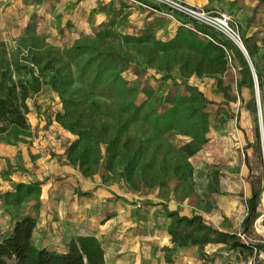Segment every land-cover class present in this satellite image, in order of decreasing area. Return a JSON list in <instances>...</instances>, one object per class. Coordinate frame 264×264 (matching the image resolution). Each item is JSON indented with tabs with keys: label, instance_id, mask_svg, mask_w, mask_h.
<instances>
[{
	"label": "rangeland",
	"instance_id": "374dc122",
	"mask_svg": "<svg viewBox=\"0 0 264 264\" xmlns=\"http://www.w3.org/2000/svg\"><path fill=\"white\" fill-rule=\"evenodd\" d=\"M199 1L207 3L200 7L233 15L232 26L253 68L226 33H218L233 55L225 68L210 59L212 52L205 56L183 35L163 48L162 43L190 30L172 19L141 13L126 0H0V81L31 82L34 74L39 86V91H29L26 128L0 120V226L10 228L17 218L37 212L43 192L6 196L17 183L39 181L41 191L51 182L46 214L62 217L58 231L71 230L67 219L98 232L105 264H264V3L254 13L258 0ZM191 32L204 42L211 40L205 32ZM75 44H90L94 51L64 53ZM88 59L91 67L84 65ZM99 60L104 85L91 90L88 83ZM54 72L72 75L65 93L74 101L69 109L97 128L107 127L102 130L106 138L112 139L113 126L131 116L128 101L140 108L119 145L111 147L112 160L102 143L88 175L67 157L77 136L55 120L63 105L50 84ZM115 74L121 81L111 79ZM196 90L209 101V131L207 142L187 158L192 176L180 181L172 168L176 149L191 140L179 129L145 143L142 159L129 174L132 151L153 136L151 116L177 104L178 94ZM48 135L59 139L39 152L44 157L49 153L53 169L44 167L47 158L36 163L33 148V137ZM13 136H23L25 143L9 157L7 139ZM3 159L14 164L7 167ZM27 160L35 165L26 167ZM64 165L65 170L59 168ZM248 203L255 213L244 222ZM172 212L201 217L240 245H177L167 232ZM185 230L201 234L191 226ZM257 246H262L259 253Z\"/></svg>",
	"mask_w": 264,
	"mask_h": 264
},
{
	"label": "trees",
	"instance_id": "16d2710c",
	"mask_svg": "<svg viewBox=\"0 0 264 264\" xmlns=\"http://www.w3.org/2000/svg\"><path fill=\"white\" fill-rule=\"evenodd\" d=\"M264 3V0H258L255 5L254 13ZM186 29V28H184ZM190 30V29H189ZM200 31L211 35L213 40L203 41L193 32H179L177 36L165 43L163 48L175 45L183 35L185 39L190 40L189 45L199 48L201 52L208 56L213 53L210 59L219 61L221 66L225 68L227 61L233 60V55L229 50L228 43L222 40L218 33L210 32L204 27L199 28ZM188 43V42H187ZM243 53L249 60L251 68H253L250 60L248 49L242 44ZM94 47L90 44H75L64 50L66 54L83 56L92 54ZM85 66L91 67L90 59L86 60ZM101 60L96 67L92 68L93 76L88 83L91 90H95L101 84L104 85L103 72L99 68ZM254 73V72H253ZM258 74V72H257ZM111 79L121 81L118 74ZM259 83L260 79L258 78ZM36 75H32L31 82H10L4 78L0 81V120H6L9 124L26 128V113L29 111L27 99L30 97L29 91H39ZM73 83L70 73H63L58 76L57 72L50 78V84L62 100L63 111L56 112L55 120L58 121L66 130L74 133L77 138L70 142L67 149V157L69 161L79 166L82 173L88 175L92 172L94 164L101 156V144L106 143L110 153V159L114 157L112 146H117L121 142L123 136L127 133L133 120L140 116V108L133 102L128 101L126 107L133 109L130 117L124 121L115 124L112 128L113 138L104 137L102 130L108 131L103 124L101 128H97L94 122L85 120L82 114L69 109L74 102L70 98L65 97L66 90ZM261 85V84H260ZM209 101L199 90L190 94H178L177 104L166 107L163 111L157 112L151 116V127L153 128V136H149L143 140L132 151L131 158L127 164V171L132 174L138 166L143 156L144 144L153 142L158 135L164 134L171 129H179L181 134L191 138L179 149H176L177 157L172 160V168L178 180H187L193 174V167L187 158L197 152L200 147L207 142V132L209 131V115L206 110ZM3 130L6 129L4 126ZM156 136V137H155ZM259 139V135H258ZM39 181L19 182L13 191L6 193L8 198L19 194L30 195L40 192ZM255 213V206L248 203V212L244 218V222L250 220ZM172 217L167 227L168 235L173 243L183 246L188 244L204 245L210 241L229 243L232 247L240 245L238 241L233 240V235L211 224L206 223L198 216L188 217L179 215L176 212L169 214ZM36 226L35 219L31 215H24L17 219L12 228L3 232L0 227V264H105L104 243L95 235L79 234L72 237L65 250L58 251L47 246H37L33 241V232ZM186 226L193 227L200 235L193 231L185 230ZM257 253L262 250V246H257Z\"/></svg>",
	"mask_w": 264,
	"mask_h": 264
},
{
	"label": "crops",
	"instance_id": "0c3cea01",
	"mask_svg": "<svg viewBox=\"0 0 264 264\" xmlns=\"http://www.w3.org/2000/svg\"><path fill=\"white\" fill-rule=\"evenodd\" d=\"M128 1L129 4L132 5V7L135 9L137 8L139 10V12L141 13H150L152 17H157L160 19L168 18V19H172L169 18L167 16L162 15L160 12H156L153 11L150 8H146L140 4H137L131 0H126ZM188 2L194 4V5H206L207 3L205 2H201L199 0H187ZM158 8V7H157ZM159 10H161L162 8H158ZM174 20V19H172ZM175 22H177L176 20H174ZM178 24V22H177ZM179 25V24H178ZM30 100L32 101L31 97H29L27 99V104L29 106V108H32V103L30 102ZM14 138H9L7 139V141H9V143L6 146V153L7 155H9V157H13L15 155V153L17 152L16 148L19 147L21 148V146L25 143L23 136H13ZM59 138H57L55 135H48L47 138L41 140V138H34L33 137V148L35 149V151L37 152V161L36 163L40 164L41 160L44 158H47L49 160V162H46L44 167H49V169H53L55 168V164L53 162V159H51L49 153L46 154V157L43 156V153L39 152L40 147H45L46 145H49L51 147V145H54L55 142L58 141ZM41 142V143H40ZM49 147V148H50ZM51 159V160H50ZM6 164H8L7 167L11 168V164H14V161L11 160L10 162L7 159H3ZM18 163V162H16ZM26 167H30L35 165V161H31V160H27L25 163ZM49 164V166H48ZM42 168V167H41ZM60 169L65 170L66 166L64 165L63 167L59 166ZM50 183H48L46 185V189L44 190V188H42V190L40 191V193L43 192V194H41V201L40 203L37 205V212L36 213H32L31 212V216L35 219L36 222V226L33 232V241L37 246H47L49 248L52 249H56L58 251H63L66 248V245L68 243V241L72 238V237H76L79 234H92L95 235L99 238L98 232H95L94 230H86V228H84L85 226H80V228H77L74 225V222H69V220L65 219L66 222L70 223V228L71 230H63L62 231H58V227L63 228L61 225L64 220H62L61 218H58V216L54 217L52 214H46L48 213L51 208H50V200H51V196L53 194V188H50ZM45 187V186H42ZM45 191V193H44ZM78 210H84V208L82 209H78ZM48 211V212H47ZM80 211V212H81ZM23 217V216H21ZM19 217V218H21ZM17 218V219H19ZM16 219V220H17ZM15 220V221H16ZM14 221V222H15ZM71 221V220H70ZM13 222V224H14ZM12 224V226H13ZM12 226L10 228H4L3 226H0L3 232H7L9 231ZM169 236V235H168ZM170 237V236H169Z\"/></svg>",
	"mask_w": 264,
	"mask_h": 264
},
{
	"label": "built area",
	"instance_id": "2783aa9c",
	"mask_svg": "<svg viewBox=\"0 0 264 264\" xmlns=\"http://www.w3.org/2000/svg\"><path fill=\"white\" fill-rule=\"evenodd\" d=\"M162 15L172 18L182 27L199 31L200 27L219 34L236 35L232 26L233 15L229 11H211L207 8L194 5L187 0H131ZM162 8L159 10L158 8ZM211 40L214 39L206 33ZM236 41L242 45L236 35Z\"/></svg>",
	"mask_w": 264,
	"mask_h": 264
},
{
	"label": "bare ground",
	"instance_id": "6f19581e",
	"mask_svg": "<svg viewBox=\"0 0 264 264\" xmlns=\"http://www.w3.org/2000/svg\"><path fill=\"white\" fill-rule=\"evenodd\" d=\"M231 37H232L233 39H236V38H235V37H236V35H232Z\"/></svg>",
	"mask_w": 264,
	"mask_h": 264
},
{
	"label": "water",
	"instance_id": "95a60500",
	"mask_svg": "<svg viewBox=\"0 0 264 264\" xmlns=\"http://www.w3.org/2000/svg\"><path fill=\"white\" fill-rule=\"evenodd\" d=\"M240 46H241V49L244 51V48H243V46L240 44ZM263 138V137H262ZM264 140V139H263Z\"/></svg>",
	"mask_w": 264,
	"mask_h": 264
}]
</instances>
